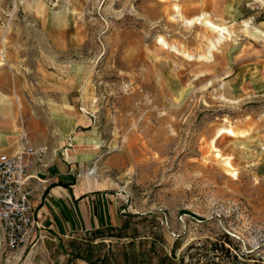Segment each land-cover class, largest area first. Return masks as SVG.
<instances>
[{
  "label": "rangeland",
  "instance_id": "1",
  "mask_svg": "<svg viewBox=\"0 0 264 264\" xmlns=\"http://www.w3.org/2000/svg\"><path fill=\"white\" fill-rule=\"evenodd\" d=\"M23 132L92 138L120 224L0 231V264H264V0H0V145Z\"/></svg>",
  "mask_w": 264,
  "mask_h": 264
},
{
  "label": "crops",
  "instance_id": "2",
  "mask_svg": "<svg viewBox=\"0 0 264 264\" xmlns=\"http://www.w3.org/2000/svg\"><path fill=\"white\" fill-rule=\"evenodd\" d=\"M78 124L81 123L75 126ZM80 136L75 133L69 138L56 137L53 143L47 142L46 137H29L32 144L47 146L46 155L41 161H31L32 176L25 186L40 225L31 236L35 240L53 238L65 242L120 224L108 188L93 186L92 182L84 180V164L93 158V155H86L94 146L90 144L92 138L81 139ZM16 146L17 138L12 134L4 145H0V150L13 153ZM66 153L69 157H66ZM78 263L87 264L81 259H78Z\"/></svg>",
  "mask_w": 264,
  "mask_h": 264
},
{
  "label": "built area",
  "instance_id": "3",
  "mask_svg": "<svg viewBox=\"0 0 264 264\" xmlns=\"http://www.w3.org/2000/svg\"><path fill=\"white\" fill-rule=\"evenodd\" d=\"M46 152L47 146L32 144L24 132L15 152H0V231L7 249L27 244L40 228L25 186L32 176L31 161H41Z\"/></svg>",
  "mask_w": 264,
  "mask_h": 264
},
{
  "label": "bare ground",
  "instance_id": "4",
  "mask_svg": "<svg viewBox=\"0 0 264 264\" xmlns=\"http://www.w3.org/2000/svg\"><path fill=\"white\" fill-rule=\"evenodd\" d=\"M174 9H178V7L175 5L174 6ZM193 21H195L196 23H204L206 26H208L209 28H211L212 30H215L217 31L220 35L223 33V35L225 34L224 31H226V27L225 26H221V25H217L215 23H213L211 20L205 18V16L202 14V15H198L197 17L195 18H192V19H189V20H186V23H192ZM224 132H227V133H231V130L229 129H226V128H221L218 130L216 136L224 133ZM88 175V174H87ZM89 176V175H88ZM88 176H85L88 177ZM88 179V178H87Z\"/></svg>",
  "mask_w": 264,
  "mask_h": 264
},
{
  "label": "trees",
  "instance_id": "5",
  "mask_svg": "<svg viewBox=\"0 0 264 264\" xmlns=\"http://www.w3.org/2000/svg\"><path fill=\"white\" fill-rule=\"evenodd\" d=\"M226 250L228 251V249H227V248H226ZM170 264H180V263L171 262Z\"/></svg>",
  "mask_w": 264,
  "mask_h": 264
}]
</instances>
